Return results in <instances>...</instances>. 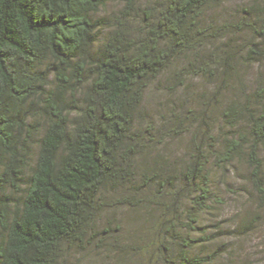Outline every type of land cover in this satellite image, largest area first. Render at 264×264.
Here are the masks:
<instances>
[{
  "label": "trees",
  "instance_id": "trees-1",
  "mask_svg": "<svg viewBox=\"0 0 264 264\" xmlns=\"http://www.w3.org/2000/svg\"><path fill=\"white\" fill-rule=\"evenodd\" d=\"M222 3L121 0L108 17L97 16L105 0H0V264H74L79 249L104 242L107 208L150 204L173 215L167 225L160 216L153 239L174 245L164 264H209L178 225L194 230L217 200L214 170L244 163L264 196V0L216 22L208 12ZM188 77L212 86L198 112L176 101ZM154 82L174 101L150 124L143 108ZM182 130L187 152L150 163L151 132L160 140ZM137 247L116 239L117 264Z\"/></svg>",
  "mask_w": 264,
  "mask_h": 264
},
{
  "label": "rangeland",
  "instance_id": "rangeland-1",
  "mask_svg": "<svg viewBox=\"0 0 264 264\" xmlns=\"http://www.w3.org/2000/svg\"><path fill=\"white\" fill-rule=\"evenodd\" d=\"M251 1L253 0H223L221 6L208 12V17L212 16L216 22H223L225 18L235 14L237 6L248 5ZM120 7L121 0H105V6L97 16H113ZM247 36L245 31L240 35L239 40H236L237 50L241 53L246 51L247 44L251 43ZM258 70L260 69L256 64L248 65L247 78H254ZM188 79V85L178 91L179 98L176 101L180 99L185 110L190 108L198 112L200 108H203L202 103L207 101L201 97L211 96L212 86L199 77H188ZM154 83L146 92L143 108V114L150 120V124H157V120L167 110V103L171 99L174 101V97H170L165 92L162 83ZM209 105L211 109L208 113L213 118H218L219 106L214 105L212 100L209 101ZM214 124H220V121ZM151 135L153 140L149 144L148 156L150 163H154L156 155L167 158L180 157L187 152L191 139V132L185 130H182L180 134L177 133L175 137L160 140L153 132ZM261 157L264 175V147L261 150ZM214 171L217 173L212 175L213 191L217 200L209 203V208L199 213L197 228L187 230L179 224L180 232L185 234L187 231L191 238L198 239L195 251H200L205 256L210 255L209 264H264V196L259 197L254 191L252 184L248 181L244 163L235 162L232 167L224 169L223 172ZM164 200L170 201L168 198ZM177 204L174 205L175 213L179 212ZM184 204L190 208L188 202ZM162 212H164L162 209H156L153 204L147 206L143 212L111 205L104 212L103 220L99 224V235L104 238V242L101 245H94L93 240L83 249H79L70 260L74 264H117L120 258L116 257L117 239L120 243L125 241L139 247L136 248L138 251L127 248L126 253L121 254L118 264H121L122 258H126L124 264H164L165 259H171L170 255L175 252L174 245L168 243V248L162 249L157 242L153 241L158 233L156 226L161 215L165 216L163 219L167 218V221H163L161 217V223L167 225L166 222H173L170 216L172 214H168L167 211L166 214ZM180 216L177 217L179 223L185 222L186 219ZM116 226H119L118 231ZM156 240H159V235ZM151 241L153 242L150 243ZM145 245L147 249H144ZM168 262L170 261L166 260V264H169Z\"/></svg>",
  "mask_w": 264,
  "mask_h": 264
}]
</instances>
